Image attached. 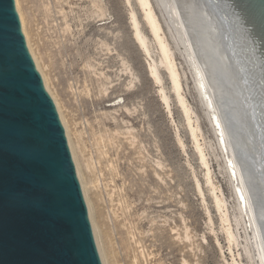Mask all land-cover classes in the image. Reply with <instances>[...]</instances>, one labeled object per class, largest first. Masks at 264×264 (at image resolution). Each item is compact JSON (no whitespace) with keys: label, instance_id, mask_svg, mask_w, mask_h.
<instances>
[{"label":"rangeland","instance_id":"1","mask_svg":"<svg viewBox=\"0 0 264 264\" xmlns=\"http://www.w3.org/2000/svg\"><path fill=\"white\" fill-rule=\"evenodd\" d=\"M14 1L28 50L65 125L106 264H233L166 71L159 67L155 84L147 64L156 50L146 56L133 38L131 7L142 19L134 0L131 7L124 0ZM175 63L193 123L198 119L210 182L231 216L235 202L205 107L177 51ZM234 248V256L242 250Z\"/></svg>","mask_w":264,"mask_h":264},{"label":"water","instance_id":"2","mask_svg":"<svg viewBox=\"0 0 264 264\" xmlns=\"http://www.w3.org/2000/svg\"><path fill=\"white\" fill-rule=\"evenodd\" d=\"M204 1L222 26L235 93L249 103L254 136L241 133L264 158V0ZM0 264H106L14 0H0Z\"/></svg>","mask_w":264,"mask_h":264},{"label":"bare ground","instance_id":"3","mask_svg":"<svg viewBox=\"0 0 264 264\" xmlns=\"http://www.w3.org/2000/svg\"><path fill=\"white\" fill-rule=\"evenodd\" d=\"M124 2L131 7L130 0H124ZM134 3L142 21L139 20L137 11L131 7L128 19L133 38L146 56L151 55L153 48L156 50V59H152L147 64L149 65L150 78L155 84L161 83L159 67L162 66L166 71L170 89L187 120V129H189L191 140L198 152L201 165L205 168L206 183L211 185L208 186L214 195V204L219 213L220 225L232 256V263L243 264L236 260L235 256L239 259L244 255L250 262H248L249 264H264V187L257 173L254 172L256 168L253 167V162L249 157L256 158L258 156L257 163L259 160L263 163L264 158L260 148L255 149L253 143H250L249 138L246 137L247 134L245 133L244 136L241 133L247 130L252 137L254 129H252L248 118L249 108L247 105L249 103L244 101L242 93L240 98L235 93L234 84L237 82V78L224 46L221 34L222 26L204 0H134ZM18 15L21 20L20 13ZM28 48L30 50V46ZM174 50L182 56L190 71L188 74L192 76L194 87L201 99V105L205 107L207 122L215 135L220 157L223 159L222 167L227 174L226 177H228L232 198L235 202L232 218H230V212L228 213L225 198L220 190H218V194L215 193L217 188L210 182V168L203 149L204 142L200 143L198 139V136L201 135L197 133L199 130L198 119L196 120L194 117L193 123L192 114L194 112L182 92ZM243 56L245 55L243 54ZM36 66L38 67L37 62ZM43 81L47 88L46 80ZM159 90L158 94H160L162 102L165 107L169 108L168 96L162 87ZM53 100L55 101L54 98ZM236 120L241 124L238 125ZM242 126H245L244 130ZM71 155L74 160L73 152ZM75 167L79 177L78 165L75 164ZM259 168L264 170L260 166ZM82 193L87 204L85 191L83 190ZM239 227L243 236L240 235ZM233 247L236 249L241 247L242 250L234 256L232 255Z\"/></svg>","mask_w":264,"mask_h":264}]
</instances>
